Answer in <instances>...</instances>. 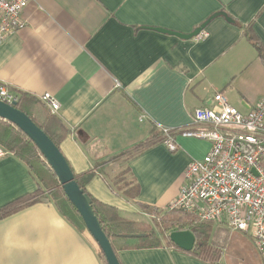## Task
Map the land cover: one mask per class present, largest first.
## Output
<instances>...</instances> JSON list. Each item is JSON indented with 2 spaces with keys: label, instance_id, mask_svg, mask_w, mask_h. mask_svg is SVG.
<instances>
[{
  "label": "crops",
  "instance_id": "crops-1",
  "mask_svg": "<svg viewBox=\"0 0 264 264\" xmlns=\"http://www.w3.org/2000/svg\"><path fill=\"white\" fill-rule=\"evenodd\" d=\"M221 10L235 21L214 18L203 39L156 29L187 34ZM246 30L264 49V0H31L23 25L0 45V84L56 97L55 114L70 128L60 148L75 174L93 171L87 191L124 218L148 222L109 178L128 165L139 201L164 209L178 196L186 167L211 143L177 134L170 151L159 127H198L193 111L216 93L242 113L264 97V60ZM37 188L16 155L0 157V208ZM240 234L245 263L264 264L251 236ZM118 258L207 264L175 246L125 248ZM0 264L104 263L93 239L42 199L0 218Z\"/></svg>",
  "mask_w": 264,
  "mask_h": 264
},
{
  "label": "built area",
  "instance_id": "built-area-1",
  "mask_svg": "<svg viewBox=\"0 0 264 264\" xmlns=\"http://www.w3.org/2000/svg\"><path fill=\"white\" fill-rule=\"evenodd\" d=\"M30 2L0 0V45L23 25V12ZM207 35L203 30L196 38ZM38 98L53 113L60 107L51 93ZM0 100L12 104L18 96L8 85L0 84ZM192 117L196 128L159 127L170 151L179 148L177 134L211 143L202 159L188 164L184 184L166 208L250 235L264 262V97L242 113L223 93H216L212 104L196 108ZM6 154L0 147V157Z\"/></svg>",
  "mask_w": 264,
  "mask_h": 264
},
{
  "label": "trees",
  "instance_id": "trees-1",
  "mask_svg": "<svg viewBox=\"0 0 264 264\" xmlns=\"http://www.w3.org/2000/svg\"><path fill=\"white\" fill-rule=\"evenodd\" d=\"M246 33L264 60L262 45L255 41L256 39L248 30H246ZM16 94L18 96V108L28 114L60 148L62 140L70 132L67 124L39 98L28 96L20 91ZM0 147L23 161L29 167L31 174L38 183V188L35 192L25 194L8 205L1 207L0 218L42 199H48L79 232L93 239L99 257L104 264H108L102 249L89 233L81 214L69 200L57 174L47 163L37 145L18 126L3 118H0ZM131 155L127 157V161L128 158L133 156ZM92 175L93 171L84 175L75 174L78 184L91 196L95 213L109 236L117 256L118 251L125 248L178 247L171 240L170 232L189 229L196 236V244L191 251L186 252L207 264H217L219 262L221 259V248L220 245L212 241L216 225L219 224L214 221H200L194 215L177 209H160L139 201V185L132 178L130 168L126 165L119 175L109 178L111 187L117 193L124 195L129 201L137 204L144 212L151 215L154 223L129 220L124 218L117 208L99 201L87 191L86 183Z\"/></svg>",
  "mask_w": 264,
  "mask_h": 264
},
{
  "label": "water",
  "instance_id": "water-1",
  "mask_svg": "<svg viewBox=\"0 0 264 264\" xmlns=\"http://www.w3.org/2000/svg\"><path fill=\"white\" fill-rule=\"evenodd\" d=\"M218 16H223L229 22H234L233 17L226 11L221 10L213 13L206 21L187 34L160 27L156 29L162 32L175 34L181 38H193L203 31L211 20ZM0 118L11 121L33 140L47 163L57 174L61 186L69 200L76 206L89 233L102 249L107 263L121 264L109 236L103 229L101 221L95 213L91 196L78 184L75 173L62 150L28 114L18 108V101L10 104L0 100ZM169 236L171 240L184 251H191L196 244V236L189 229L171 231Z\"/></svg>",
  "mask_w": 264,
  "mask_h": 264
},
{
  "label": "rangeland",
  "instance_id": "rangeland-1",
  "mask_svg": "<svg viewBox=\"0 0 264 264\" xmlns=\"http://www.w3.org/2000/svg\"><path fill=\"white\" fill-rule=\"evenodd\" d=\"M151 218H147L146 220L153 224L154 222ZM240 233L229 229L225 225H216L212 241L220 245L221 248V259L218 264L221 263V260H226L231 264H246L244 261L246 256L242 255L243 251L239 252V248L242 247L240 238H243Z\"/></svg>",
  "mask_w": 264,
  "mask_h": 264
}]
</instances>
